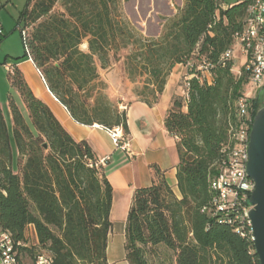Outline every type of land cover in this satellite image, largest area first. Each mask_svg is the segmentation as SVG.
Listing matches in <instances>:
<instances>
[{
  "label": "trees",
  "instance_id": "16d2710c",
  "mask_svg": "<svg viewBox=\"0 0 264 264\" xmlns=\"http://www.w3.org/2000/svg\"><path fill=\"white\" fill-rule=\"evenodd\" d=\"M56 1L30 5L28 0L19 16L26 30L24 53L16 60L34 62L50 92L78 123L121 126L129 133L126 111L110 100L99 75V68L110 64V52L115 56L132 47L124 72L132 83L143 77L133 93L148 106L158 101L172 68H186L183 94L173 97L164 119L166 131L176 139L180 197L164 171L152 165L154 179L135 189L126 219L128 263L259 264L251 237L241 236L208 210L216 196L211 183L221 171V150L229 129L239 123L237 98L245 95L254 113L264 105L245 71L233 69L234 59L220 61L243 30L252 0L225 8L222 0H182L170 17L156 15L155 33L136 26L124 3L123 17L120 0H62L64 11L51 13ZM28 19H41L32 33L25 26ZM84 41L86 51L80 49ZM202 63L210 65V83L199 81ZM7 76L24 99L29 122L9 95V129L0 105L1 228L29 243L24 251L30 257L47 250L54 264H108L112 186L103 168L95 166L87 142L76 141L34 95L18 67ZM11 136L21 157L17 170ZM28 225L34 227L35 244L26 236Z\"/></svg>",
  "mask_w": 264,
  "mask_h": 264
},
{
  "label": "crops",
  "instance_id": "0c3cea01",
  "mask_svg": "<svg viewBox=\"0 0 264 264\" xmlns=\"http://www.w3.org/2000/svg\"><path fill=\"white\" fill-rule=\"evenodd\" d=\"M182 3L181 0L180 6ZM222 5L225 8L229 3L222 0ZM173 10L168 17L176 13L177 9ZM19 57L21 56L14 57L13 61L8 63V56L6 55L1 63L4 65L5 71L8 73L12 67H18L34 95L50 107L63 128L76 141H86L97 159L108 157L102 168L112 186L111 210L112 212L116 210L120 214L123 225L114 232L113 223L111 224L107 242V260L108 264H112L115 247L119 243L116 235L120 233L123 242V259L129 264L125 258L126 219L132 205L135 189L150 185L154 179V172L150 169V162H154L164 171L165 179L172 187L174 194L180 197L175 177L178 159L176 154L174 155L166 149L165 134L168 135V132L164 127V119L171 106L173 97L183 94L182 78L186 73L185 66L176 64L172 68L158 101L152 106H148L136 98L131 90L133 83L126 79L122 66L119 67V65L112 64L106 68H99L100 79L106 84V94L119 109L124 107L123 110L126 111L129 129L127 138L133 153L131 157L126 153L129 158L127 161L123 155L114 158L117 147L114 146L108 132L102 125L97 123L85 125L75 121L65 106L50 92L34 62L30 58L16 60ZM242 64L236 70L240 69ZM8 82L10 84L9 79ZM169 136L175 140L176 144V139L170 134ZM142 157L144 158L141 159ZM147 157H149L148 160ZM167 171H169V175ZM28 229L32 231V244H35L37 237L33 225L27 226L26 236Z\"/></svg>",
  "mask_w": 264,
  "mask_h": 264
},
{
  "label": "built area",
  "instance_id": "2783aa9c",
  "mask_svg": "<svg viewBox=\"0 0 264 264\" xmlns=\"http://www.w3.org/2000/svg\"><path fill=\"white\" fill-rule=\"evenodd\" d=\"M1 32V31H0ZM21 37L25 40L26 30L21 27ZM239 49L244 57L242 69L247 74L252 91L264 88V0H252L247 8L243 30L235 35L233 47L225 50L220 61L222 63L234 59V50ZM209 63H202L199 81L210 83L212 75ZM38 70V69H37ZM41 78L40 71L38 70ZM188 75L187 78H191ZM121 107L120 110H123ZM239 123L229 129V141L222 148L221 171L212 181L211 187L216 191L210 207L211 216L218 217L221 223L236 227L241 236L251 237V222L248 216L249 197L254 189V182L246 173L248 161L249 132L255 109L249 99L241 95L236 101ZM115 147L123 149L129 157L133 155L127 135L121 126L104 127ZM108 157L97 159L96 167H103ZM205 208L202 209L204 211ZM29 243L16 241L12 235L0 226V264H54L52 255L45 250L30 257L24 248Z\"/></svg>",
  "mask_w": 264,
  "mask_h": 264
},
{
  "label": "rangeland",
  "instance_id": "374dc122",
  "mask_svg": "<svg viewBox=\"0 0 264 264\" xmlns=\"http://www.w3.org/2000/svg\"><path fill=\"white\" fill-rule=\"evenodd\" d=\"M35 0H32L30 5ZM238 0H225V2L229 4H234ZM121 7L119 8L123 17H126L122 8V3L125 5L126 11L133 17L136 22V26L139 28L147 29L149 33H155L157 27L154 23V18L159 13L162 15H169L173 9H177L180 4L181 0H120ZM28 0H0V105L8 125V128H11V115L9 112L8 107V97L9 95L13 96V99L20 109L21 113L24 115L27 122L29 119L27 118V109L25 106V102L23 97L21 96L20 92L16 88H12L7 79V72L4 69V65L1 64L4 61L5 56H8L7 62H12L14 57L22 56L24 53L23 41L21 37V27L23 26V20L19 19L21 12L25 9ZM64 11L62 0H57L52 7L51 13L62 12ZM41 19L37 20L36 22H31L29 19L25 21V26L28 28L29 32L32 33L33 28ZM80 49L86 51L87 44L84 41L80 45ZM132 50L131 46L126 48H122L115 56L112 52H110V65L115 64L122 66L124 68V59L125 56ZM24 59V58H22ZM244 57L241 55L239 49L234 50V67L233 69L236 71L237 67L241 63H243ZM125 74V72H124ZM127 79V76L125 74ZM129 81V80H128ZM143 81V77L139 78L136 83H133L131 86L132 92L137 86H141ZM130 82V81H129ZM132 83V82H130ZM257 96H259L260 103L264 101V89L258 91ZM114 103V102H113ZM166 138V149L169 150L174 155L176 154V158L178 159L177 150L175 140L169 136V134H165ZM11 146H12V159H13V166L15 169H19L21 164V157L17 154V150L14 144L13 137L11 136ZM161 149V148H160ZM162 150V149H161ZM159 150V151H161ZM119 155H123L127 161L129 158L126 155V152L121 149L117 148L114 158L118 157ZM151 157V156H150ZM142 157L141 159H143ZM149 157H147V160ZM140 161V160H139ZM144 161V160H143ZM152 165L154 162H150V169L153 172ZM137 169V168H136ZM169 175V171H167ZM110 218L113 223L114 232L119 230L120 227L123 225L122 217L120 214L114 210V212H110ZM124 214V213H123ZM117 239H119L118 245L115 247V252L113 255L112 264H127L123 259V242L120 237V233L116 235ZM27 237L28 241L32 243V231L27 230ZM161 254L163 251L159 250ZM168 254V252H166ZM171 254V253H170ZM112 256V255H111ZM171 256V255H169ZM112 258V257H111Z\"/></svg>",
  "mask_w": 264,
  "mask_h": 264
},
{
  "label": "water",
  "instance_id": "95a60500",
  "mask_svg": "<svg viewBox=\"0 0 264 264\" xmlns=\"http://www.w3.org/2000/svg\"><path fill=\"white\" fill-rule=\"evenodd\" d=\"M246 173L254 182L248 212L251 240L259 264H264V105L255 113L250 128Z\"/></svg>",
  "mask_w": 264,
  "mask_h": 264
}]
</instances>
